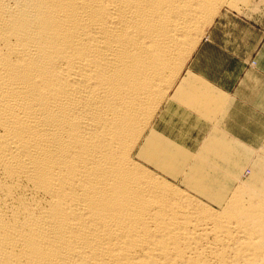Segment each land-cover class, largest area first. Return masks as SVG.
<instances>
[{"label": "bare ground", "instance_id": "6f19581e", "mask_svg": "<svg viewBox=\"0 0 264 264\" xmlns=\"http://www.w3.org/2000/svg\"><path fill=\"white\" fill-rule=\"evenodd\" d=\"M248 1L0 0V264H264L259 193L218 210L133 158L219 9Z\"/></svg>", "mask_w": 264, "mask_h": 264}, {"label": "crops", "instance_id": "0c3cea01", "mask_svg": "<svg viewBox=\"0 0 264 264\" xmlns=\"http://www.w3.org/2000/svg\"><path fill=\"white\" fill-rule=\"evenodd\" d=\"M163 140L181 150L165 146ZM142 145L144 165L162 167L174 178L185 165L195 167L189 169L191 182L215 181L202 178L210 173L232 180L241 166L264 161L262 22L235 14L215 20L161 105ZM197 187L207 191H190L198 198L229 197L202 182Z\"/></svg>", "mask_w": 264, "mask_h": 264}, {"label": "rangeland", "instance_id": "374dc122", "mask_svg": "<svg viewBox=\"0 0 264 264\" xmlns=\"http://www.w3.org/2000/svg\"><path fill=\"white\" fill-rule=\"evenodd\" d=\"M225 14H235L238 16L250 17L251 20H253V21L255 20L258 23L262 22V24L264 25V0H249L247 3H240L239 5H237L235 7L234 6H228V5L222 6L219 9L217 15L214 16L215 18L212 21L211 25H209L206 28V31L209 28H211V26L214 24V22L217 18H219L220 16L225 15ZM205 34H203L201 36L202 37L201 40L203 39ZM201 40H199V43ZM188 61H189V59H187L184 67L182 68L181 72L179 73V75H178L179 78H180L181 74L183 73L184 69L187 67ZM178 76H177V78H178ZM172 88L170 87V89H172ZM169 92H168V94H169ZM167 96H165V97H167ZM162 102H164V100ZM162 102H161V104H163ZM155 117L152 119L150 125L148 126V128L145 132L146 135L148 134L149 128L151 127V124H152L153 120L155 119ZM146 135H144V138L146 137ZM163 142H164V145L167 147H171L174 149L181 150L179 147H176L175 145H174L175 146L174 147L173 144H171V143L167 144L164 140H163ZM147 147H148V144H147ZM133 158L136 161L144 163V160L138 154V148L136 149V151H134ZM145 161H147V160H145ZM177 161L180 162V161H184V160L181 159V160H177ZM143 163H142V165H144ZM257 164L254 163L253 165L241 166L239 168L238 174L234 175V179H232V180L231 179L226 180V177L224 175H221V174L210 173L208 175L202 176V178L207 179V177H208L209 179L211 178V179H214L215 181H213V182L210 181L209 183H206L205 180H202L200 182H202V184L204 186H206V184H207V185H210L211 188L213 186L216 189L222 190V191H219V193H227V195L229 197L223 198L224 200H227V199L229 200L230 194L236 190L240 191L239 193H241V192L243 193V191H245L244 193H246V192L248 193V192L252 191L251 193H257V195L259 193L260 198L262 197V199L264 200V161L263 162L259 161V163H257ZM144 167L146 169H148L149 171H151L152 173L156 174L158 177L167 181L168 183H170L174 187L181 189L184 193L188 194L189 196H191V198L195 199L194 200L195 202L207 204L208 206L211 205L218 210L222 209V207H218V206L214 205V203H217V200H219V199H216V198H214V199L213 198H207V199L198 198V197L193 196V194L191 193V192H193V193L207 192V191L200 190L202 188L197 187L198 183H200V182H196V181L191 182L188 179V177H191V175L189 174V169L195 168V167L185 165L182 172L180 174H178V176L175 178H174V176H172V174H166V172L164 173V171H162L163 170L162 167H160V170L157 169V167H155V166L147 165V164L144 165ZM193 177H197V176H193ZM236 193H237V191H236Z\"/></svg>", "mask_w": 264, "mask_h": 264}]
</instances>
